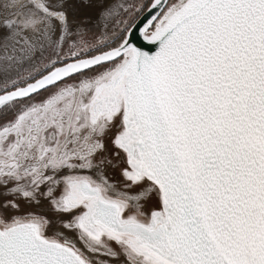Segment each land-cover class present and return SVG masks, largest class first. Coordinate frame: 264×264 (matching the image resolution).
<instances>
[{
    "label": "snow or ice",
    "instance_id": "obj_1",
    "mask_svg": "<svg viewBox=\"0 0 264 264\" xmlns=\"http://www.w3.org/2000/svg\"><path fill=\"white\" fill-rule=\"evenodd\" d=\"M0 264H264V0H0Z\"/></svg>",
    "mask_w": 264,
    "mask_h": 264
},
{
    "label": "rangeland",
    "instance_id": "obj_2",
    "mask_svg": "<svg viewBox=\"0 0 264 264\" xmlns=\"http://www.w3.org/2000/svg\"><path fill=\"white\" fill-rule=\"evenodd\" d=\"M108 2H112V0H108Z\"/></svg>",
    "mask_w": 264,
    "mask_h": 264
},
{
    "label": "water",
    "instance_id": "obj_3",
    "mask_svg": "<svg viewBox=\"0 0 264 264\" xmlns=\"http://www.w3.org/2000/svg\"><path fill=\"white\" fill-rule=\"evenodd\" d=\"M141 44H143V42H140Z\"/></svg>",
    "mask_w": 264,
    "mask_h": 264
}]
</instances>
